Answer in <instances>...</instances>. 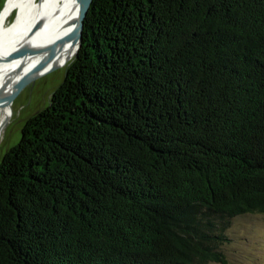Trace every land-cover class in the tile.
Here are the masks:
<instances>
[{
  "label": "trees",
  "instance_id": "16d2710c",
  "mask_svg": "<svg viewBox=\"0 0 264 264\" xmlns=\"http://www.w3.org/2000/svg\"><path fill=\"white\" fill-rule=\"evenodd\" d=\"M264 214V0H93L0 162V264H212Z\"/></svg>",
  "mask_w": 264,
  "mask_h": 264
},
{
  "label": "bare ground",
  "instance_id": "6f19581e",
  "mask_svg": "<svg viewBox=\"0 0 264 264\" xmlns=\"http://www.w3.org/2000/svg\"><path fill=\"white\" fill-rule=\"evenodd\" d=\"M78 0H14L4 10L0 20V50L11 51L25 45L36 46L51 42L65 34L77 24L76 12ZM19 8L15 22L5 28L7 11ZM43 17L42 25L35 31L33 27ZM78 48V38L71 36L67 40L53 45L33 58V67L38 74L45 68L51 69L70 60ZM28 60H0V92L7 95L15 93L28 80ZM50 67V68H49ZM9 96V95H8ZM0 127L2 121L11 113L8 98H0Z\"/></svg>",
  "mask_w": 264,
  "mask_h": 264
},
{
  "label": "rangeland",
  "instance_id": "374dc122",
  "mask_svg": "<svg viewBox=\"0 0 264 264\" xmlns=\"http://www.w3.org/2000/svg\"><path fill=\"white\" fill-rule=\"evenodd\" d=\"M12 1L14 0H0V20L2 13ZM18 12L19 8L16 7L7 11L5 28H9L15 22ZM75 55L76 53L70 60L52 66L49 70L43 69L42 71H46L35 76L29 84L28 80L25 81L17 89L15 93L18 94L11 100V113L4 118L0 127V162L6 152L20 142L27 120L38 110L49 105L52 94L64 81L67 67ZM1 115L0 110V118ZM225 235L222 250L227 260L212 264H264L263 213H246L233 217Z\"/></svg>",
  "mask_w": 264,
  "mask_h": 264
},
{
  "label": "water",
  "instance_id": "95a60500",
  "mask_svg": "<svg viewBox=\"0 0 264 264\" xmlns=\"http://www.w3.org/2000/svg\"><path fill=\"white\" fill-rule=\"evenodd\" d=\"M7 2H6V4H7ZM92 2H93V0H78L77 7H76V12H77V16H78L77 24L75 25L74 28L70 29L65 34L59 36L58 38H56L55 40H53L51 42H46L44 44H40V45H36V46H30L28 49L25 48V45H21L19 48L13 49L11 51H1L0 50V60L1 59L9 60V61L28 60V63H29V66H28L29 69L28 70L29 71H28V83L27 84H29L35 76L39 75L32 65L33 58L36 55H38L39 53H41L42 51H44L45 49H47L53 45H56L60 42H63L71 36H76L78 38V48L76 51V54H77L79 47L82 44L85 18L87 16V13L89 11V8H90ZM42 23H43V17H41L36 22V24L34 25L32 30L33 31L37 30L42 25ZM17 94L18 93H10V94H8L9 95L8 96L6 93L0 92V98H8L10 103H11V100Z\"/></svg>",
  "mask_w": 264,
  "mask_h": 264
}]
</instances>
